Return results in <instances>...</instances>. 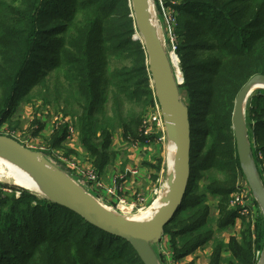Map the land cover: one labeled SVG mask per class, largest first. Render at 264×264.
I'll return each mask as SVG.
<instances>
[{
	"label": "trees",
	"instance_id": "1",
	"mask_svg": "<svg viewBox=\"0 0 264 264\" xmlns=\"http://www.w3.org/2000/svg\"><path fill=\"white\" fill-rule=\"evenodd\" d=\"M5 1L0 0V126L9 121L15 106L29 94L30 88L44 82L45 76L35 83H27L31 77L28 73L32 72L35 61L40 60L35 51L38 37L42 35L38 28L46 24L50 16L58 25L48 32L58 33L61 39L58 50L53 44L47 50L52 56L60 55L54 68L58 79L63 78L70 90L63 103L71 109L68 115L74 122H70L78 131V140L86 154L96 163L98 174L114 162L116 153L110 154V150L115 129L122 130L129 143H145L143 119L155 107L156 95L150 86L145 47L134 39L137 29L131 1L12 0L17 6L3 18L1 15L8 11L5 8H11L9 1L4 4ZM68 1L73 4L70 10L66 6L58 8L60 2L67 4ZM199 2L186 1L177 7L176 34L192 37L184 15L186 7H209L208 33L217 41L216 51L220 57L215 62L190 65L185 57L192 54L189 51L195 49L196 44L187 41L179 49L187 73L186 87L194 94L199 93L197 88L203 85L201 98L204 100L197 112L188 105L192 121L191 177L184 202L164 233L171 236L176 260L206 247L213 241L216 229H227L239 218L238 211L230 208L229 203L230 196L236 193L235 186L240 187L239 182L245 177L238 169L241 163L232 128L234 102L254 75H264V0ZM234 4L238 6L233 8ZM200 16L204 21L205 16ZM96 44L98 55L93 53ZM45 58L54 62V57ZM113 58L132 60L133 68H119L116 61L111 64ZM189 68L200 72L198 77L190 78L193 73ZM145 73H150V78H143ZM43 88L48 90L46 83ZM182 89L180 87V93ZM258 92L249 98L247 112L251 120L264 126V90ZM56 97L60 100L59 91ZM49 98L46 95L44 102ZM107 102H112L110 117ZM138 102L143 106L142 112L126 110V106ZM196 121L203 124L199 130L195 127ZM68 126L64 123L63 132L53 135L54 147L61 146L68 138ZM203 135L211 138L210 148L206 143H195V136L200 139ZM258 136L255 133V153L259 156L264 155V144H258L261 141ZM158 137L153 135L152 140L158 141ZM262 137L264 140V135ZM204 151L203 162L196 163ZM225 156L227 161H223ZM258 161L264 173V160L259 157ZM221 167L230 168V180L234 184L230 188L215 186L219 181L213 174ZM200 169H208L205 171L208 174L202 176L203 189L198 183ZM16 188L19 196L6 194L0 198V264H144L133 246L121 237L94 227L49 199H44L43 204H33L37 196ZM210 197L217 198V203L210 204ZM213 208L219 210L218 219L212 216ZM243 225L247 228L241 243L233 238L228 244L218 242L210 257L211 264L259 263L255 255L251 259L245 255L251 243L247 235L255 231L249 221ZM259 231L257 250L263 251L264 238ZM223 247L231 252L228 258L223 259Z\"/></svg>",
	"mask_w": 264,
	"mask_h": 264
},
{
	"label": "rangeland",
	"instance_id": "2",
	"mask_svg": "<svg viewBox=\"0 0 264 264\" xmlns=\"http://www.w3.org/2000/svg\"><path fill=\"white\" fill-rule=\"evenodd\" d=\"M9 1V2H8ZM12 0H6L4 2V4H7V2L9 3V5H11V8H9L7 6V8H5V10H8L7 13L1 15L3 16V18L8 17L9 14L13 13L15 7L17 6L16 4H12L11 2ZM151 1L153 7V0H149ZM186 1H196V2H201V4L204 3H208L210 0H176V7H181L182 4H184ZM235 1V0H233ZM199 2V3H200ZM198 3V4H199ZM205 5V4H204ZM64 6L67 7V9H71L73 4L68 1L67 4L60 2V5L58 6L59 9L64 8ZM234 6H238L237 4H234L232 7L234 8ZM50 9V8H49ZM155 9V8H154ZM192 10V11H191ZM210 9L209 7H195V8H188L186 7L184 10V15L187 17L188 20V29H190V31H188V34H190L192 37L188 38L185 35H180L178 32L176 35H178V44H177V58L174 54H171V49H170V45L168 42V38L166 35H164L163 30L161 29V23H160V19L158 18L157 14V18H158V25H159V34L162 40V43L164 45V48L166 49V52H168L169 55H171V59L174 62V70L177 72V77H178V83L179 86L182 87V92H181V99L182 101L191 106L192 110L194 112H197L196 110H198V108L201 105V101L204 100V97L201 98V94H202V89L204 88L203 85L198 86L197 91L199 93H194V94H190V88L186 87V83L185 80L187 78V73L186 70L183 68V64H182V58L180 56L179 53V49L180 47L183 45L184 42H189V43H194L196 44L195 49H191L192 54L189 56H186V62L188 64H200L202 63H207L209 61L215 62L218 61V58L220 57V54L217 53L216 49L218 47V43L217 41L208 33V21H209V14ZM50 13H53V10L50 9ZM200 14H202L204 17V21L201 20V16ZM46 24H43L42 26H40L38 28V30L40 31V35L38 37V41H37V47H35V51L38 52L39 56H40V60H36L32 69V72H29L28 74L31 75L30 79L28 80L27 83H35L36 81H38L39 79H41L42 77L45 76L44 82L40 84H37L36 86L34 85L32 88H30L29 90V94H27L26 97H24L17 106H15L14 111L12 112V116L10 117L9 121H6L5 123L1 124V128H0V135L3 136H8L10 137L11 135H13L15 138H17L18 140H20V142H23V144L25 146H27L28 148L30 147L33 151L38 152L42 155L45 156V158H47L48 160H50L55 166H57L58 168H61L63 171H66L71 177H73L77 183L83 187L85 190L86 188V179L82 178V176L86 175V171L89 169H97L96 163L93 161V159H90L89 155H81L79 154V152L76 150L77 148H79L80 145H82L81 143L78 144L77 140H78V131L76 132L75 135L73 136H68V138H66L63 143L61 144V146L59 147H54L53 146V141L54 138L53 135L54 134H58L60 131H62V126L57 125L56 123V119H68L71 122H74V119L71 115H68V113H70L71 109L67 108L66 105H64V99L68 96V94L70 93L69 87L62 81L64 80L63 78L61 80L58 79V73L56 71L55 67V60L58 59V57L60 55H55L52 56V54H50V51L47 50V48L49 45L53 44L55 47H57L58 41L61 39L60 36H58V33H54L51 34L50 29H54L56 28V26L58 25V23L54 22L51 17H47L46 18ZM258 31H260V26H258ZM46 33V34H43ZM1 35V32H0ZM136 37V35H135ZM141 41V40H140ZM142 42V41H141ZM54 48V47H53ZM96 52H93L94 54L98 55L100 54L98 51V44H96ZM67 49V48H66ZM58 50V47H57ZM47 57L48 59H50V57H54L53 61L54 62H48L46 60ZM116 60L113 58L111 60V64H114ZM133 62L132 60H125L124 58H121L120 60H117L116 63L118 65L119 68L121 67H125L128 69L133 68ZM192 73H193V77L190 78H196L198 77L199 73L198 71H194L193 69L189 68ZM150 72V70H149ZM203 74V73H202ZM150 73L147 74L145 73L143 75V78H150ZM193 81V80H191ZM197 82V80H196ZM46 83V86L48 87V90L45 91V89L43 88L44 85ZM27 84H24V86ZM150 86L152 87V82H151V78H150ZM203 86V87H202ZM154 90V88H153ZM59 91V97L60 100L57 99L56 97V92ZM41 92V94H40ZM258 91L254 92V95L257 94ZM155 93V92H154ZM259 93V92H258ZM264 93V92H263ZM49 95V100L45 101L43 100V98ZM253 96V95H252ZM28 97V98H27ZM112 102H107L105 104L106 106V111H107V116L110 117L111 116V109H112ZM131 107V108H128ZM143 106L140 104V102L138 103H134L132 104V106H126V110H136L137 112H142ZM245 120H246V126H247V135L249 137L251 146H252V157L254 160V164L257 168V171L260 173L261 178L264 182V173L262 172V165L259 163L258 158L260 157L262 159V161L264 160V155L263 154H259V156L255 153V146L257 145V142L255 141V133H257L259 136V138L261 139L260 142H258V144H264V140H263V135H264V126L263 125H259L257 124L256 120H251V118H249L248 116V112L246 110V115H245ZM10 122V123H9ZM72 122V123H73ZM162 122L164 124V129L166 132V125L162 116ZM203 125V124H202ZM200 121H196L195 123V127L197 130L201 129L200 127L202 126ZM47 131H50L51 134L47 135ZM63 132V131H62ZM61 134V132H60ZM116 139H118L119 143L113 144L111 150H110V154H114L116 153V156L113 157L114 161L111 166L106 167L103 171H102V175L104 176V179L106 177V175L108 174V171L112 170V168L114 167V165H116V159L117 162H122L123 164L126 163V165L130 164V165H137L135 162V160L137 159V157H139L137 148L140 146L139 143L133 142V143H129L127 141H125V137H123V132L122 130H118L115 129V131L113 132L112 135V140L116 141ZM195 143H206L207 148L211 147V138H209L207 135H203L202 138L198 139L195 136ZM166 141H160L158 143V141H155L156 144H154V151L152 152V157H156L157 159H160V157H163V159H165V164L167 162L168 164V157H167V152H168V140L167 138H165ZM79 142V140H78ZM234 142V141H233ZM159 144V145H158ZM84 149V148H83ZM143 152H145L144 148L141 149ZM205 152H203L202 156L196 161V163H202L203 159L205 157ZM86 153V152H85ZM134 155V158H132L130 160V157ZM0 157L5 158L4 155L0 154ZM117 157V158H116ZM228 159L225 158L223 159V161H227ZM134 161V162H131ZM136 167V166H135ZM134 167V170L132 172H134L136 170V168ZM240 167V168H239ZM238 169L240 171L243 172L242 170V166L241 164L239 165ZM169 168V167H168ZM230 168L229 167H221L217 170L214 171V178H216L219 183H217L215 186H220V187H232L234 184L231 182L230 180ZM138 170V169H137ZM208 169H200L198 174L200 176L199 178V185L200 188L203 189L204 187V183H203V179L202 176L208 174L205 171ZM111 172V171H110ZM7 169L5 166L0 164V198L5 196L6 194L11 196L12 195H16L19 196L20 195V191H17V188L19 185L15 183L14 179H10L7 176ZM129 174V172H127ZM244 174V172H243ZM100 175V174H99ZM80 177L82 179H80ZM102 178V176H101ZM204 178V177H203ZM104 179L102 178L103 182ZM119 181V177H115L114 178V186L113 188L107 187L108 190H112L117 188V184ZM166 181V177L164 176V180H156L155 185H153L154 190H159V194L156 195L155 193V197L152 198L151 201L147 202L146 197L144 195V193H142L141 191L138 192L134 197L133 200H129L126 196L121 195V190L122 188L119 187L118 189L119 191V197H125L126 201L130 204L133 205L136 199V196L138 194L142 195L145 197V203H143L141 206L144 208H139V210H136L134 213L132 214H126L123 213L121 211H117L116 210V204L112 205H108L110 208V211H113L114 213L120 214L121 216H135V214H140L142 211H147V209H149L152 204L154 203V201L159 197L160 195V190L163 187V184ZM240 183V182H239ZM204 184V185H203ZM119 185V184H118ZM105 186V184H104ZM239 186V185H238ZM235 186L236 188V193H234L233 195H231L229 203H230V208H231V203L233 202L234 199H236V197L241 196L243 198V201L245 202L246 205H249L252 209V214L249 217H244V222L249 221L250 224H252V230L255 231V233H251L247 235V240L248 242H251L248 245V250H246L245 255L248 257V259H251V256L255 255L256 259L259 261V258L262 254V252L264 251H260L257 250V245H258V235L257 232L259 231L260 234L263 236L264 238V214L262 211V208L259 205V202L257 201V198L255 197L252 189H250L247 179L246 177H244V179L242 180V185L240 187ZM20 188V186L18 187ZM16 189V190H15ZM242 189V191H241ZM88 190V189H87ZM86 190V191H87ZM201 190V189H200ZM16 191V192H15ZM89 191V190H88ZM87 191V192H88ZM90 192V191H89ZM91 194H93L92 192H90ZM95 195V194H93ZM36 196V195H35ZM96 196V195H95ZM135 198V199H134ZM210 204H216V199L210 197ZM242 200V199H241ZM102 203L105 204L104 201L99 200ZM33 204H43L44 198L41 196H37V198H34L32 200ZM233 209V208H232ZM219 210H216L215 208L212 209V216H217L215 217V219L219 218ZM243 223L240 224V226H238L239 229V233L234 234L232 231L233 229H235L236 227V222L232 225L229 226L230 230H232L230 232V239H236L239 243H241V240L244 237L245 234H243L244 230H246L247 227H245L243 225ZM228 236V232L226 229H223L221 231L216 229V234L214 235V239L212 242H210L209 244L206 245V247L209 246V248L211 249V252L213 253L214 251V247L215 245L218 244V242L224 243V238ZM226 239V238H225ZM230 241V240H229ZM228 244V243H225ZM205 248V247H204ZM223 254L224 256H230L231 252L229 254L224 253L226 247H223ZM202 249V248H201ZM199 250V249H198ZM228 256V257H229ZM245 256V257H246ZM227 257V258H228ZM207 257V261H208ZM224 259V257H223ZM211 264V262H210ZM224 264H227L226 262H224Z\"/></svg>",
	"mask_w": 264,
	"mask_h": 264
},
{
	"label": "water",
	"instance_id": "3",
	"mask_svg": "<svg viewBox=\"0 0 264 264\" xmlns=\"http://www.w3.org/2000/svg\"><path fill=\"white\" fill-rule=\"evenodd\" d=\"M129 1H131L132 17L135 19V29H137L134 39L142 41L148 56L152 87L155 90L157 102L161 106L168 146L176 143L177 148L173 156L175 168L172 171L167 169L165 174L166 182H169L171 173L174 171L167 204L160 208L151 220L132 221L109 211L110 208L106 204L86 189L87 192L66 171L17 139L0 135V150L10 156L18 157L23 165L40 179L41 185L48 188L50 195L21 186L20 188L66 207L94 227L126 240L133 246L144 264H162L154 244L162 239L166 226L179 211L187 194L191 177L192 121H190V108L181 99L174 62L158 35L160 30L157 27L154 29L149 18L147 1ZM155 18L158 20L157 16ZM258 85L264 89L263 74L254 75L237 94L232 115V128L242 170L264 214V184L254 164L245 120L248 100Z\"/></svg>",
	"mask_w": 264,
	"mask_h": 264
},
{
	"label": "crops",
	"instance_id": "4",
	"mask_svg": "<svg viewBox=\"0 0 264 264\" xmlns=\"http://www.w3.org/2000/svg\"><path fill=\"white\" fill-rule=\"evenodd\" d=\"M51 132L47 131V135H50ZM113 144L116 145V143H119L118 139L116 141L112 140ZM77 143L80 144V142ZM159 143V142H158ZM154 144H151V146H145L140 145L137 148V151L139 154V157L137 159L131 162L136 163L137 165H126V163L117 162L116 165L112 168V170L108 171V174L106 175L105 179L102 175V172L100 176L104 179L105 188L98 190V194L103 199L102 201L105 202V204L108 205H114L117 203L119 194L111 195L108 194L106 189L107 187L113 188L114 184V178L119 177V181L117 184L116 191L119 187L122 188L121 195L126 196L129 200H133V197L138 193L142 192L144 193L147 202L151 201L152 198L155 197V190L153 185H155L156 180H164V176L166 177V171L168 169V164L163 157H160V159L156 160V157H152V152L154 151ZM159 145V144H158ZM144 148L145 152H143L141 149ZM79 154L86 156L85 150L83 149V146L80 145L79 148L76 149ZM117 158V157H116ZM134 158V155L130 157V160ZM115 163V162H114ZM112 163V164H114ZM112 164L107 165V167L111 166ZM136 166V167H135ZM134 167L138 171L137 174H132L131 172L134 170ZM129 172V174L127 173ZM83 177V176H82ZM81 178V177H80ZM85 178V177H83ZM242 178L240 180V184L242 185ZM135 199V198H134ZM244 217H239L236 219V227L235 229L230 230L228 227L226 230L228 232V236L224 238V243H228L230 240V232L232 231L234 234L239 233L238 226H240L241 223H243ZM231 232V233H232ZM154 249L156 251V254L158 255L159 261L162 264H210L211 260L210 257L212 255L211 249L208 247L202 248L197 250L196 252L189 254V256L184 257L182 259L176 260L173 255V249L171 244V236L168 234H164L162 236V239L159 243L154 244ZM224 253L229 254V251H225ZM224 258H227L228 256H224ZM207 257L208 261H207Z\"/></svg>",
	"mask_w": 264,
	"mask_h": 264
},
{
	"label": "built area",
	"instance_id": "5",
	"mask_svg": "<svg viewBox=\"0 0 264 264\" xmlns=\"http://www.w3.org/2000/svg\"><path fill=\"white\" fill-rule=\"evenodd\" d=\"M155 12L160 19L161 29L163 30L164 35L167 36L168 42L171 49V54H174L177 58V44H178V35H176V30L178 27V9L176 7V0H153ZM171 56V55H170ZM172 57V56H171ZM162 110L161 106L158 104L157 99L155 98V107L150 109L148 115H146L143 119V128H144V136L145 143H139V145L151 146L155 141L152 140L153 135H158V142L166 141V132L164 129V124L162 122ZM56 123L59 126H62L64 123H67L68 126V136H73L76 134L77 130L75 126L68 119H56ZM18 140V139H17ZM19 141V140H18ZM23 144V142H21ZM24 145V144H23ZM27 147V146H26ZM30 148V147H29ZM86 175L84 179H86V188L96 195L99 200H103L101 196L98 194V190L105 188L104 182L101 176L95 169H89L86 171ZM133 175L137 174L138 171L135 170L131 172ZM82 177V178H83ZM80 178V179H82ZM108 194L117 195L119 194V189L117 191L115 189L108 190L106 189ZM159 190H155L156 195L159 194ZM242 199V200H241ZM145 197L138 194L136 196L135 202L133 205H130L125 197H119L116 210L121 211L126 214H132L139 208H144L141 205L145 203ZM109 207V206H108ZM231 208L238 211L239 217H249L252 214V209L249 205H246L241 196L236 197L231 203ZM136 209V210H135Z\"/></svg>",
	"mask_w": 264,
	"mask_h": 264
},
{
	"label": "bare ground",
	"instance_id": "6",
	"mask_svg": "<svg viewBox=\"0 0 264 264\" xmlns=\"http://www.w3.org/2000/svg\"><path fill=\"white\" fill-rule=\"evenodd\" d=\"M146 1H147V7L149 10L148 12H149V18L151 20V23L154 29H156V27L159 29V25L157 24L156 18H155L156 17L155 9L151 1L149 0H146ZM259 90H264V89L262 88V86L258 85L256 89L254 90V92L259 91ZM254 92H253V95H254ZM171 123L174 124V122L172 121ZM176 150H177L176 143L175 144L171 143L168 146V152H167L168 167H169L168 169H170L171 171L174 170L175 168L173 156L175 155ZM0 154L5 156V158L0 157V164L6 167L7 172H8L7 176L10 179H14L16 184L28 190H37L44 194L50 195V191L48 190V188H46L44 185H41L40 179L31 170H28L23 165L22 161H20L18 157L13 156V155L10 156L1 150H0ZM173 172L171 173L169 182L165 181V183L163 184V187L160 190L161 193L159 197L154 201L152 206L149 209H147V211H142L140 214H135V216L125 215L124 217L132 221H140V222L151 220L153 216L159 211V209L164 207L167 204V201L171 194L170 191H171L172 184H173V176H174ZM108 210L110 211V209ZM114 214L117 216L120 215L117 213H114ZM259 264H264V251L262 252L259 258Z\"/></svg>",
	"mask_w": 264,
	"mask_h": 264
}]
</instances>
